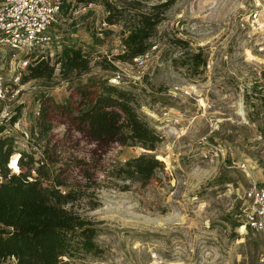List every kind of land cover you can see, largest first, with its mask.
I'll list each match as a JSON object with an SVG mask.
<instances>
[{"label": "rangeland", "instance_id": "374dc122", "mask_svg": "<svg viewBox=\"0 0 264 264\" xmlns=\"http://www.w3.org/2000/svg\"><path fill=\"white\" fill-rule=\"evenodd\" d=\"M253 3L177 0L157 29L145 65L114 61L113 73L93 67V74L111 76L134 92L142 115L164 137L153 151L112 144L104 162L149 153L164 168L148 182L105 183L101 205L86 212L100 228L96 242L102 251L73 264H264L263 236L246 225L247 191L264 187V63L250 60L254 40L240 28ZM104 16L103 6L80 4L74 19L60 18L52 31L60 44L68 37L92 49L94 58L110 59L119 52V27L103 24ZM93 27L113 32L93 47ZM49 49L57 50L4 49L0 57V125L6 117L5 133L16 138V151L27 147L39 93L61 101L69 92V82L58 77L21 82L20 60ZM199 51L206 64L193 68L192 54ZM190 87L192 95L186 93ZM93 147L82 140L81 155Z\"/></svg>", "mask_w": 264, "mask_h": 264}, {"label": "trees", "instance_id": "16d2710c", "mask_svg": "<svg viewBox=\"0 0 264 264\" xmlns=\"http://www.w3.org/2000/svg\"><path fill=\"white\" fill-rule=\"evenodd\" d=\"M176 1L62 0L56 23L63 17L74 19L80 4L103 6V24L119 27V52L110 59L103 54L96 59L92 49L84 50L68 37L60 44L52 31L55 23L48 47L57 50L24 56L29 61L20 76L22 83L52 82L58 77L69 82V92L61 101L47 92L39 93L27 147L19 151L15 150L16 138L5 133L7 118L2 120L0 264L7 260L14 264H73L87 254L100 253L96 242L100 228L86 212L101 205L99 194L105 183L148 182L163 170V162L149 153L104 162L112 144L153 151L164 137L142 115L134 92L92 70L97 65L113 73L117 68L114 61L134 63L135 58L150 52L159 25ZM89 29L93 47L103 45L113 32L110 28ZM202 55L201 51L192 54L189 65H205ZM84 75L87 77L82 78ZM59 128L62 131L56 132ZM82 140L94 145L83 155ZM16 152L20 155L18 168H12L11 156ZM128 185L121 187L127 189Z\"/></svg>", "mask_w": 264, "mask_h": 264}, {"label": "built area", "instance_id": "2783aa9c", "mask_svg": "<svg viewBox=\"0 0 264 264\" xmlns=\"http://www.w3.org/2000/svg\"><path fill=\"white\" fill-rule=\"evenodd\" d=\"M61 1L0 0V57L4 49L33 51L49 46L53 40L50 30L57 22ZM240 28L251 41L254 40V48L248 53L250 60L264 63V0H254L252 9L242 16ZM254 49H257V55ZM150 55L151 51L135 58L134 64L145 65ZM28 61L20 60L23 66ZM194 92V87L186 90L190 95ZM0 97H3L1 78ZM5 112L9 115V111ZM247 197L250 203L246 209V225L262 234L264 240V187L253 185L247 191Z\"/></svg>", "mask_w": 264, "mask_h": 264}, {"label": "bare ground", "instance_id": "6f19581e", "mask_svg": "<svg viewBox=\"0 0 264 264\" xmlns=\"http://www.w3.org/2000/svg\"><path fill=\"white\" fill-rule=\"evenodd\" d=\"M19 156H20L19 153L13 155L12 160H11V164H10V166L12 168H18V159H19Z\"/></svg>", "mask_w": 264, "mask_h": 264}]
</instances>
